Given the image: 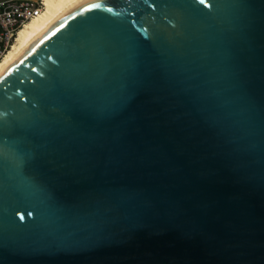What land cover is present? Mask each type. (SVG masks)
<instances>
[{"label": "water", "instance_id": "1", "mask_svg": "<svg viewBox=\"0 0 264 264\" xmlns=\"http://www.w3.org/2000/svg\"><path fill=\"white\" fill-rule=\"evenodd\" d=\"M0 264H264V0H61L0 75Z\"/></svg>", "mask_w": 264, "mask_h": 264}, {"label": "built area", "instance_id": "2", "mask_svg": "<svg viewBox=\"0 0 264 264\" xmlns=\"http://www.w3.org/2000/svg\"><path fill=\"white\" fill-rule=\"evenodd\" d=\"M45 10V0H0V54H8L15 35Z\"/></svg>", "mask_w": 264, "mask_h": 264}, {"label": "bare ground", "instance_id": "3", "mask_svg": "<svg viewBox=\"0 0 264 264\" xmlns=\"http://www.w3.org/2000/svg\"><path fill=\"white\" fill-rule=\"evenodd\" d=\"M61 0H45L46 10L43 14L27 24L25 28L14 37V46L8 54H0V75L11 65L15 57L29 48L40 35L51 25L56 16Z\"/></svg>", "mask_w": 264, "mask_h": 264}, {"label": "snow or ice", "instance_id": "4", "mask_svg": "<svg viewBox=\"0 0 264 264\" xmlns=\"http://www.w3.org/2000/svg\"><path fill=\"white\" fill-rule=\"evenodd\" d=\"M201 2H203V0H201Z\"/></svg>", "mask_w": 264, "mask_h": 264}]
</instances>
